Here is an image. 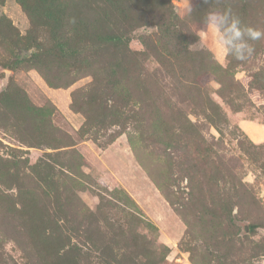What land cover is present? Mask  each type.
<instances>
[{"label": "rangeland", "instance_id": "374dc122", "mask_svg": "<svg viewBox=\"0 0 264 264\" xmlns=\"http://www.w3.org/2000/svg\"><path fill=\"white\" fill-rule=\"evenodd\" d=\"M225 9L264 30V0H0V264H264V39L225 58Z\"/></svg>", "mask_w": 264, "mask_h": 264}, {"label": "clouds", "instance_id": "9594fccd", "mask_svg": "<svg viewBox=\"0 0 264 264\" xmlns=\"http://www.w3.org/2000/svg\"><path fill=\"white\" fill-rule=\"evenodd\" d=\"M202 23L214 34L215 44L225 58L246 61L254 53L249 41L264 39V30L245 25L231 9L208 12Z\"/></svg>", "mask_w": 264, "mask_h": 264}, {"label": "crops", "instance_id": "0c3cea01", "mask_svg": "<svg viewBox=\"0 0 264 264\" xmlns=\"http://www.w3.org/2000/svg\"><path fill=\"white\" fill-rule=\"evenodd\" d=\"M64 116L66 117V119L69 121V122H71L72 121V124H73V126L72 127H74L75 129H77V128H79L81 125H82V118L80 117V116H78V115H76V114H74V113H72L71 111H70V109L68 110V112L67 113H65L64 114ZM113 147L114 146H110L109 148H108V150L106 151V152H110L111 151V149H113ZM109 157V156H108ZM110 158V157H109ZM111 160L113 159L114 160V162H115V168L117 167L118 168V166H124L122 163H121V161L119 160V157L117 156V155H114L113 157H111L110 158ZM111 162V161H110ZM121 167V168H122ZM173 231V230H172Z\"/></svg>", "mask_w": 264, "mask_h": 264}, {"label": "trees", "instance_id": "16d2710c", "mask_svg": "<svg viewBox=\"0 0 264 264\" xmlns=\"http://www.w3.org/2000/svg\"><path fill=\"white\" fill-rule=\"evenodd\" d=\"M126 39V41L128 42V41H130V38L129 37H127V38H125ZM105 42H108V43H113V42H120V39L119 38H117V37H113V38H110V39H106V40H104ZM59 51L61 52V54L62 55H75V54H77V52L76 51H71V50H68L63 44H59ZM36 55H38V54H36ZM110 143H112V141L110 142ZM44 177V176H43ZM151 227H155V226H152V224H149ZM256 225H250L249 226V230H250V232H253V231H255V229H256ZM156 228V227H155ZM101 264V263H100Z\"/></svg>", "mask_w": 264, "mask_h": 264}, {"label": "water", "instance_id": "95a60500", "mask_svg": "<svg viewBox=\"0 0 264 264\" xmlns=\"http://www.w3.org/2000/svg\"><path fill=\"white\" fill-rule=\"evenodd\" d=\"M244 231H245V232L247 231V226H244Z\"/></svg>", "mask_w": 264, "mask_h": 264}]
</instances>
